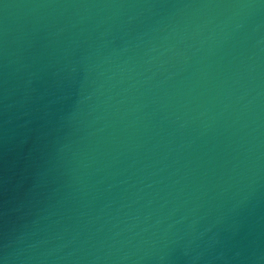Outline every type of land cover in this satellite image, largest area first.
Segmentation results:
<instances>
[{"label":"water","instance_id":"water-1","mask_svg":"<svg viewBox=\"0 0 264 264\" xmlns=\"http://www.w3.org/2000/svg\"><path fill=\"white\" fill-rule=\"evenodd\" d=\"M0 264H264V0H0Z\"/></svg>","mask_w":264,"mask_h":264}]
</instances>
